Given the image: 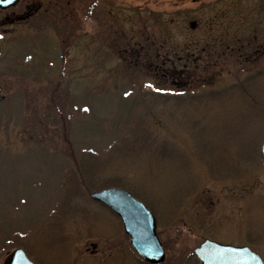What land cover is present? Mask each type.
Segmentation results:
<instances>
[{
	"label": "rangeland",
	"instance_id": "obj_1",
	"mask_svg": "<svg viewBox=\"0 0 264 264\" xmlns=\"http://www.w3.org/2000/svg\"><path fill=\"white\" fill-rule=\"evenodd\" d=\"M43 1L0 33V264H145L90 197L111 185L154 212L160 264L205 238L264 259V0Z\"/></svg>",
	"mask_w": 264,
	"mask_h": 264
},
{
	"label": "water",
	"instance_id": "obj_2",
	"mask_svg": "<svg viewBox=\"0 0 264 264\" xmlns=\"http://www.w3.org/2000/svg\"><path fill=\"white\" fill-rule=\"evenodd\" d=\"M190 24L194 25L195 21ZM261 152L264 157V140ZM91 197L109 206L122 218L124 229L141 257L153 263L164 260L165 251L156 232V219L144 202L119 186L95 190ZM194 252L200 264H264L260 255L247 245L222 243L213 239L202 241ZM2 264L36 263L29 259L22 248L17 247L7 254Z\"/></svg>",
	"mask_w": 264,
	"mask_h": 264
},
{
	"label": "flooded vegetation",
	"instance_id": "obj_3",
	"mask_svg": "<svg viewBox=\"0 0 264 264\" xmlns=\"http://www.w3.org/2000/svg\"><path fill=\"white\" fill-rule=\"evenodd\" d=\"M0 33L12 30L19 23L32 19L38 12L44 9V2L39 0H0Z\"/></svg>",
	"mask_w": 264,
	"mask_h": 264
},
{
	"label": "trees",
	"instance_id": "obj_4",
	"mask_svg": "<svg viewBox=\"0 0 264 264\" xmlns=\"http://www.w3.org/2000/svg\"><path fill=\"white\" fill-rule=\"evenodd\" d=\"M184 93H182V95L180 96V97H178V98H176L178 101V103L177 104H179L180 102H183L182 100H184L185 99V97H187L191 102H194V101H197L199 98H201L202 96H201V94H195V95H193L192 93H190V94H187V95H183ZM209 95V94H208ZM184 96V97H183ZM160 97H165V96H163V95H160ZM73 178V177H72Z\"/></svg>",
	"mask_w": 264,
	"mask_h": 264
}]
</instances>
